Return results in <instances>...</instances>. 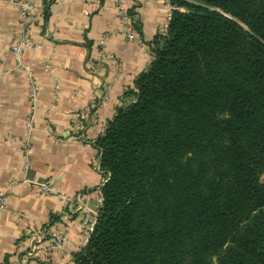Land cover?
I'll return each mask as SVG.
<instances>
[{
    "label": "trees",
    "instance_id": "16d2710c",
    "mask_svg": "<svg viewBox=\"0 0 264 264\" xmlns=\"http://www.w3.org/2000/svg\"><path fill=\"white\" fill-rule=\"evenodd\" d=\"M94 141L107 176L69 264H264V0H170Z\"/></svg>",
    "mask_w": 264,
    "mask_h": 264
},
{
    "label": "crops",
    "instance_id": "0c3cea01",
    "mask_svg": "<svg viewBox=\"0 0 264 264\" xmlns=\"http://www.w3.org/2000/svg\"><path fill=\"white\" fill-rule=\"evenodd\" d=\"M119 1L130 14L136 38L123 33L115 0H34V48L23 55L39 85L34 109L26 73L9 53L20 33L19 13L0 1V190L16 183L0 210V264H69L81 249V212L72 206L65 216L60 199L41 194L38 183L48 179L60 192L85 193V206L100 208L98 189L107 176L98 168L93 143L122 104L123 93L148 68L150 42L167 14L161 0ZM74 114L82 117L89 141H81L73 129ZM31 115L35 121L27 129ZM29 228L64 229L63 248L47 253L45 244L39 258L23 261Z\"/></svg>",
    "mask_w": 264,
    "mask_h": 264
},
{
    "label": "built area",
    "instance_id": "2783aa9c",
    "mask_svg": "<svg viewBox=\"0 0 264 264\" xmlns=\"http://www.w3.org/2000/svg\"><path fill=\"white\" fill-rule=\"evenodd\" d=\"M2 2H7L13 4L18 10L19 17L21 20V29L17 40L10 46L9 53L13 55L16 60V68L21 69L26 73L27 83H28V97L31 103L32 109L35 108L36 103L39 99V85L35 78V75L32 70V66L23 60V55L27 51H30L34 48V43L31 39V26L35 19V16L38 12V7L35 5L34 0H0ZM167 7V14L165 20L162 22L160 28L157 31V35H165L168 29V22L171 16V12L176 9L174 5L170 3V0H161ZM96 9H101L99 4H94ZM115 8L117 10L118 17L121 22V29L129 38H136V34L132 28V22L130 14L127 9L122 5L119 0H115ZM88 10H84V15H88ZM104 44V40L100 41V45ZM46 67L49 68V61L46 63ZM82 117L74 114L72 120V127L76 131L80 132L79 139L83 142H87L88 136L85 133L84 125L80 121ZM35 119L31 115L26 120L27 129L33 127ZM28 154H25L24 160L27 164ZM99 168V166H98ZM16 183H10L5 188L0 190V210L5 206V198L7 193L11 192ZM38 189L41 194L44 195H53L60 199L65 210V216L69 217V213L66 212V209L75 206L78 211L81 212L79 226L83 231V238L81 241V248L85 246L88 241V238L93 231L96 219L98 216V211L90 210L85 206L84 198L86 197L85 193L75 192V193H64L60 192L54 187H52L50 181L47 179L38 183ZM27 239V250L22 256V260L27 262L39 258L44 251L43 245L46 244L45 251L48 252H57L63 248V245L66 241V232L63 229L56 228H46V229H37L29 228L25 233Z\"/></svg>",
    "mask_w": 264,
    "mask_h": 264
},
{
    "label": "rangeland",
    "instance_id": "374dc122",
    "mask_svg": "<svg viewBox=\"0 0 264 264\" xmlns=\"http://www.w3.org/2000/svg\"><path fill=\"white\" fill-rule=\"evenodd\" d=\"M212 262H213V264L216 263V258L215 257L212 258Z\"/></svg>",
    "mask_w": 264,
    "mask_h": 264
}]
</instances>
